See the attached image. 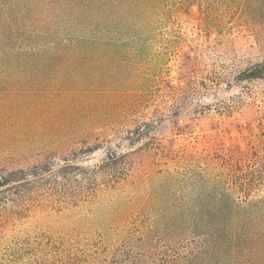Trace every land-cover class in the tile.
Listing matches in <instances>:
<instances>
[{
	"label": "trees",
	"instance_id": "1",
	"mask_svg": "<svg viewBox=\"0 0 264 264\" xmlns=\"http://www.w3.org/2000/svg\"><path fill=\"white\" fill-rule=\"evenodd\" d=\"M212 1L0 0V97L139 94L125 72L129 45L116 36L145 37L195 5L202 17L209 16L205 7ZM240 9L251 24L261 17L264 24V0H242ZM209 18L208 25L216 24ZM256 68L249 77L264 74V60ZM22 106L0 99V125H20ZM153 125L135 122L127 130L131 149L107 152L104 165L114 169L115 184L138 175L147 191L141 201L137 193L115 211L123 223L102 230L101 241L84 248L20 239L0 248V264H264V129L246 148L191 154L175 167H162L175 151L143 142ZM13 128L0 129V151L31 139ZM56 152L42 149L40 159L27 166L0 165L2 212L29 207L17 200L36 179L57 183L71 166L79 168L71 165L73 151H64L54 169ZM145 161L157 166L142 171Z\"/></svg>",
	"mask_w": 264,
	"mask_h": 264
},
{
	"label": "rangeland",
	"instance_id": "2",
	"mask_svg": "<svg viewBox=\"0 0 264 264\" xmlns=\"http://www.w3.org/2000/svg\"><path fill=\"white\" fill-rule=\"evenodd\" d=\"M241 5L242 0H213L205 7L209 16L202 17L195 5L145 37L116 36L129 45L125 72L139 94L0 97L23 101L26 107L19 111L20 125L0 129L18 128L31 138L1 150V166H27L40 159L42 149L58 151L54 169L63 163L64 151H73L71 165L79 166H71L57 183L36 179L27 185L17 203L29 207L17 214L0 210V248L20 239L84 248L100 242L102 230L123 223L116 221L115 211L137 193L141 201L147 191L138 175L115 184V171L104 162L108 149H131L127 130L135 122L154 121L143 142L175 151L158 165L162 167L165 162L175 167L191 154L227 153L258 141L264 129V74L249 75L264 60V24L263 17L253 24L242 18ZM209 17L216 24L208 25ZM150 163L145 161L142 171L157 166Z\"/></svg>",
	"mask_w": 264,
	"mask_h": 264
}]
</instances>
